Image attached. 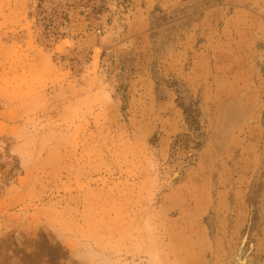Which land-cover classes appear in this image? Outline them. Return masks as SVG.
<instances>
[{
	"label": "rangeland",
	"instance_id": "rangeland-1",
	"mask_svg": "<svg viewBox=\"0 0 264 264\" xmlns=\"http://www.w3.org/2000/svg\"><path fill=\"white\" fill-rule=\"evenodd\" d=\"M148 213L169 264H264V0H0V264H142Z\"/></svg>",
	"mask_w": 264,
	"mask_h": 264
},
{
	"label": "clouds",
	"instance_id": "clouds-1",
	"mask_svg": "<svg viewBox=\"0 0 264 264\" xmlns=\"http://www.w3.org/2000/svg\"><path fill=\"white\" fill-rule=\"evenodd\" d=\"M125 243L143 255V264H169L160 224L152 213L134 226ZM115 250L114 245L99 241L80 242L71 247L68 264H112Z\"/></svg>",
	"mask_w": 264,
	"mask_h": 264
},
{
	"label": "bare ground",
	"instance_id": "bare-ground-1",
	"mask_svg": "<svg viewBox=\"0 0 264 264\" xmlns=\"http://www.w3.org/2000/svg\"><path fill=\"white\" fill-rule=\"evenodd\" d=\"M62 42H63V48L66 50H70L73 47V42L70 38H64ZM102 56H103L102 46H98V45L94 46L93 54H92V67L94 69H98V66L102 61Z\"/></svg>",
	"mask_w": 264,
	"mask_h": 264
},
{
	"label": "built area",
	"instance_id": "built-area-1",
	"mask_svg": "<svg viewBox=\"0 0 264 264\" xmlns=\"http://www.w3.org/2000/svg\"><path fill=\"white\" fill-rule=\"evenodd\" d=\"M59 2L63 3L66 2V0H59ZM98 33H101V31H98Z\"/></svg>",
	"mask_w": 264,
	"mask_h": 264
}]
</instances>
